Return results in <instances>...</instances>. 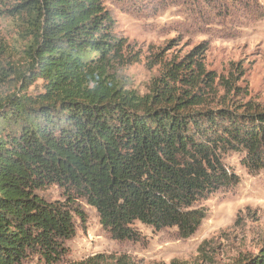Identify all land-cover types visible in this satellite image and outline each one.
<instances>
[{"label": "trees", "instance_id": "16d2710c", "mask_svg": "<svg viewBox=\"0 0 264 264\" xmlns=\"http://www.w3.org/2000/svg\"><path fill=\"white\" fill-rule=\"evenodd\" d=\"M12 10L31 18L28 70L42 91L0 97V264H64L82 202L115 240L137 239V223L189 237L205 217L198 202L236 183L225 153L243 154L250 173L264 168V109L238 102L202 49L166 64L140 95L108 72L125 42L100 0ZM49 185L62 201L37 193ZM78 264L133 263L96 254ZM243 264H264V242Z\"/></svg>", "mask_w": 264, "mask_h": 264}, {"label": "rangeland", "instance_id": "374dc122", "mask_svg": "<svg viewBox=\"0 0 264 264\" xmlns=\"http://www.w3.org/2000/svg\"><path fill=\"white\" fill-rule=\"evenodd\" d=\"M21 1L0 0L1 99L22 94L23 88L26 94L42 91L41 79L31 80L34 73L28 70L31 18L12 10ZM100 1L125 42L122 57L108 71L124 89L148 93L166 64L202 49L198 59L207 71L218 79L232 77L238 102L264 109V0ZM243 158L238 152L224 154L236 183L198 202L205 217L189 237L175 227L158 230L137 223V239L115 240L96 210L80 203L85 221L75 219L77 230L65 241L62 262L78 264L102 254L125 255L133 264H243L264 242V168L250 173ZM37 193L49 202L63 200L56 185ZM30 260L22 264H36Z\"/></svg>", "mask_w": 264, "mask_h": 264}]
</instances>
